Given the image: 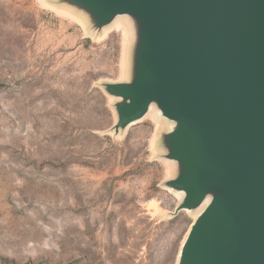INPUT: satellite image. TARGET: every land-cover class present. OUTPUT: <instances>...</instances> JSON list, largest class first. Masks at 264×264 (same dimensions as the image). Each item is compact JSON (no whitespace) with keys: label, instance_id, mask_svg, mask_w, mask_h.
Returning <instances> with one entry per match:
<instances>
[{"label":"rangeland","instance_id":"374dc122","mask_svg":"<svg viewBox=\"0 0 264 264\" xmlns=\"http://www.w3.org/2000/svg\"><path fill=\"white\" fill-rule=\"evenodd\" d=\"M139 16L79 0H0V264H182L196 221L157 100L123 123ZM141 59V58H140Z\"/></svg>","mask_w":264,"mask_h":264},{"label":"water","instance_id":"95a60500","mask_svg":"<svg viewBox=\"0 0 264 264\" xmlns=\"http://www.w3.org/2000/svg\"><path fill=\"white\" fill-rule=\"evenodd\" d=\"M102 21L139 16L131 122L157 100L188 172L175 186L191 208L219 186L185 244L182 264H264V0H79ZM141 58V59H140Z\"/></svg>","mask_w":264,"mask_h":264},{"label":"bare ground","instance_id":"6f19581e","mask_svg":"<svg viewBox=\"0 0 264 264\" xmlns=\"http://www.w3.org/2000/svg\"><path fill=\"white\" fill-rule=\"evenodd\" d=\"M163 117L166 119V117H165L164 115H163ZM209 204H210V202H209ZM209 204H208V205H209Z\"/></svg>","mask_w":264,"mask_h":264}]
</instances>
